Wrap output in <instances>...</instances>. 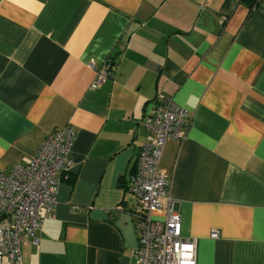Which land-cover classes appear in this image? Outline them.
Instances as JSON below:
<instances>
[{
  "label": "crops",
  "instance_id": "crops-1",
  "mask_svg": "<svg viewBox=\"0 0 264 264\" xmlns=\"http://www.w3.org/2000/svg\"><path fill=\"white\" fill-rule=\"evenodd\" d=\"M108 59L113 77L93 87L90 63ZM167 98L188 128L160 168L196 264H264V0H0V171L76 129L22 264H135L128 182L151 138L144 117Z\"/></svg>",
  "mask_w": 264,
  "mask_h": 264
},
{
  "label": "built area",
  "instance_id": "built-area-1",
  "mask_svg": "<svg viewBox=\"0 0 264 264\" xmlns=\"http://www.w3.org/2000/svg\"><path fill=\"white\" fill-rule=\"evenodd\" d=\"M90 65L96 68L93 87L114 75L110 59L98 68L94 61ZM187 116V109L167 98L157 101L144 117L151 138L141 147L128 182L139 202L135 264H196L198 240L183 234L181 215L169 194V175L160 168L166 142L185 137ZM75 138L72 125L58 127L29 162L0 171V264L23 263L24 241L41 229V210L56 205L60 182L73 166L70 150ZM162 199L167 200L165 205ZM155 211H163L164 219H155Z\"/></svg>",
  "mask_w": 264,
  "mask_h": 264
},
{
  "label": "trees",
  "instance_id": "trees-1",
  "mask_svg": "<svg viewBox=\"0 0 264 264\" xmlns=\"http://www.w3.org/2000/svg\"><path fill=\"white\" fill-rule=\"evenodd\" d=\"M243 1H245L250 7H257L260 2V0H243Z\"/></svg>",
  "mask_w": 264,
  "mask_h": 264
}]
</instances>
